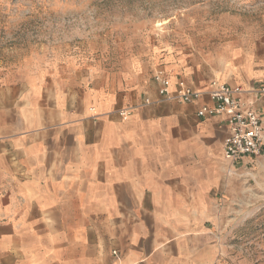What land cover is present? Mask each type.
Listing matches in <instances>:
<instances>
[{
    "label": "crops",
    "instance_id": "1",
    "mask_svg": "<svg viewBox=\"0 0 264 264\" xmlns=\"http://www.w3.org/2000/svg\"><path fill=\"white\" fill-rule=\"evenodd\" d=\"M164 62L171 90L264 74ZM152 78L0 74V264H226V119L159 101ZM246 99L264 117V94Z\"/></svg>",
    "mask_w": 264,
    "mask_h": 264
},
{
    "label": "rangeland",
    "instance_id": "2",
    "mask_svg": "<svg viewBox=\"0 0 264 264\" xmlns=\"http://www.w3.org/2000/svg\"><path fill=\"white\" fill-rule=\"evenodd\" d=\"M171 56L183 67L250 64L264 73V0H0L2 78H150ZM225 164L221 258L264 264V152L251 164Z\"/></svg>",
    "mask_w": 264,
    "mask_h": 264
},
{
    "label": "built area",
    "instance_id": "3",
    "mask_svg": "<svg viewBox=\"0 0 264 264\" xmlns=\"http://www.w3.org/2000/svg\"><path fill=\"white\" fill-rule=\"evenodd\" d=\"M153 82L159 95V101L174 100L180 103H200L197 116H223L228 126V134L223 143L224 158L232 165L251 164L264 152V117L247 102L251 92L264 94V76L257 89H246L240 84H229L212 79L206 89H199L184 79H179L175 89L169 88V79L164 68L153 73ZM206 99L207 102L202 100ZM150 97L144 104H150ZM125 118L129 112L121 110Z\"/></svg>",
    "mask_w": 264,
    "mask_h": 264
},
{
    "label": "bare ground",
    "instance_id": "4",
    "mask_svg": "<svg viewBox=\"0 0 264 264\" xmlns=\"http://www.w3.org/2000/svg\"><path fill=\"white\" fill-rule=\"evenodd\" d=\"M230 172H232V170L230 169Z\"/></svg>",
    "mask_w": 264,
    "mask_h": 264
}]
</instances>
